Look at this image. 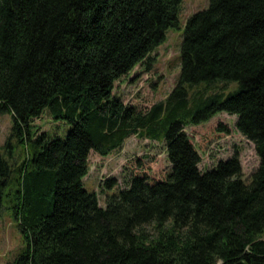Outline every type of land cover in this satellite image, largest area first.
I'll return each mask as SVG.
<instances>
[{"label":"trees","instance_id":"1","mask_svg":"<svg viewBox=\"0 0 264 264\" xmlns=\"http://www.w3.org/2000/svg\"><path fill=\"white\" fill-rule=\"evenodd\" d=\"M181 2L0 0V112L12 116L10 137L32 146L12 205L26 247L5 264H264V0H209L191 14L175 85L147 111L113 92L152 64ZM229 80L240 88L222 98L215 84ZM45 109L70 125L63 138L33 135ZM220 112L254 144L249 181L237 151L199 168L184 128ZM131 134L163 141L170 169L132 176L103 207L84 186L89 154L107 156ZM10 173L0 152V206Z\"/></svg>","mask_w":264,"mask_h":264},{"label":"rangeland","instance_id":"2","mask_svg":"<svg viewBox=\"0 0 264 264\" xmlns=\"http://www.w3.org/2000/svg\"><path fill=\"white\" fill-rule=\"evenodd\" d=\"M209 0H182L178 14V26L169 27L164 41L152 52V64L136 65L127 75L115 82L114 94L126 104L147 111L155 102L164 100L175 85L180 71V45L186 19L198 10L207 8ZM205 83L192 84L189 90L201 88ZM221 97L237 91L240 84L236 80L218 81L215 84ZM236 115L220 112L208 121L188 125V133L198 149L201 161L199 168L207 170L220 159H226L238 152L242 177L249 181L258 166L259 158L254 144L241 135L235 127ZM13 120L7 111L0 112V152L11 164V173L3 189L0 206V264L13 260L22 252L26 243L13 214V192L19 177V168L32 155L31 143L10 137ZM33 135L46 133L47 138H63L70 125L62 120H54L47 110L32 119ZM7 140H10L9 144ZM170 169L163 141L150 140L136 134L128 136L123 144L107 156L94 151L89 154V170L84 177V186L95 191L99 204L106 205L108 196L125 188L134 175H144L150 181L165 178ZM113 178L115 184L105 188L104 181ZM264 239V232L262 234Z\"/></svg>","mask_w":264,"mask_h":264},{"label":"water","instance_id":"3","mask_svg":"<svg viewBox=\"0 0 264 264\" xmlns=\"http://www.w3.org/2000/svg\"><path fill=\"white\" fill-rule=\"evenodd\" d=\"M219 264H221V263H219ZM227 264H247V263L245 262V260L240 259V260H238V261H236L234 263H227Z\"/></svg>","mask_w":264,"mask_h":264}]
</instances>
